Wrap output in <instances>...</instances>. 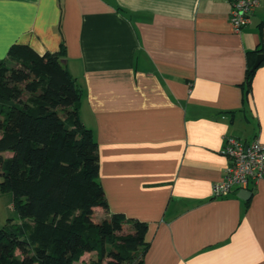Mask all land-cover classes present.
Masks as SVG:
<instances>
[{
    "label": "crops",
    "instance_id": "0c3cea01",
    "mask_svg": "<svg viewBox=\"0 0 264 264\" xmlns=\"http://www.w3.org/2000/svg\"><path fill=\"white\" fill-rule=\"evenodd\" d=\"M233 1L0 0V59L15 43L64 50L109 213L148 223L144 264H264V177L248 199L212 193L226 138L264 143V59L244 94L264 0L239 32ZM10 219L21 221L0 192V227Z\"/></svg>",
    "mask_w": 264,
    "mask_h": 264
},
{
    "label": "trees",
    "instance_id": "16d2710c",
    "mask_svg": "<svg viewBox=\"0 0 264 264\" xmlns=\"http://www.w3.org/2000/svg\"><path fill=\"white\" fill-rule=\"evenodd\" d=\"M260 53L263 41L247 54L246 97ZM64 59L22 43L0 59V192L21 219L0 227V264H76L93 252L89 264H144L148 223L109 213L98 144ZM96 209L109 214L96 220Z\"/></svg>",
    "mask_w": 264,
    "mask_h": 264
},
{
    "label": "built area",
    "instance_id": "2783aa9c",
    "mask_svg": "<svg viewBox=\"0 0 264 264\" xmlns=\"http://www.w3.org/2000/svg\"><path fill=\"white\" fill-rule=\"evenodd\" d=\"M261 0H234L231 23L239 32L248 25ZM223 154L228 158L224 178L213 184L216 197L246 189L249 184L264 177V143L259 138L245 141L236 137L226 138Z\"/></svg>",
    "mask_w": 264,
    "mask_h": 264
},
{
    "label": "water",
    "instance_id": "95a60500",
    "mask_svg": "<svg viewBox=\"0 0 264 264\" xmlns=\"http://www.w3.org/2000/svg\"><path fill=\"white\" fill-rule=\"evenodd\" d=\"M263 59H264V54L263 53L258 54L252 69L255 70L260 65V63L263 61ZM250 195H251V191L248 189H241L238 192V196L242 199H248Z\"/></svg>",
    "mask_w": 264,
    "mask_h": 264
},
{
    "label": "rangeland",
    "instance_id": "374dc122",
    "mask_svg": "<svg viewBox=\"0 0 264 264\" xmlns=\"http://www.w3.org/2000/svg\"><path fill=\"white\" fill-rule=\"evenodd\" d=\"M95 217H96V218H95L96 220L99 219V218H100V213L97 212V213L95 214Z\"/></svg>",
    "mask_w": 264,
    "mask_h": 264
}]
</instances>
